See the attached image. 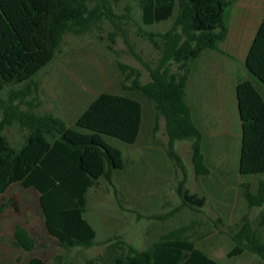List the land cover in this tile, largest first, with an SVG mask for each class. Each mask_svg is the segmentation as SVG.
<instances>
[{
    "label": "trees",
    "instance_id": "trees-1",
    "mask_svg": "<svg viewBox=\"0 0 264 264\" xmlns=\"http://www.w3.org/2000/svg\"><path fill=\"white\" fill-rule=\"evenodd\" d=\"M236 0H136L140 22L153 27L169 23L164 33L144 31V36L160 52L155 68H147L150 81L141 84L140 74L118 64L125 82L118 90L100 93L75 119L73 126L53 115H38L36 106L26 102L37 88L34 79L49 66L60 50L66 33L82 35L102 19L113 25L115 15L108 0H0V195L17 184L37 194V204L45 234L67 252L97 245V232L86 219L87 195L100 179L112 183L114 171L123 170L121 150L105 138L135 145L144 118L151 123V135L165 121L166 155L181 170L174 150L179 141L191 142V163L195 176L209 174L201 152V133L194 125L186 101L190 64L203 52L217 50L227 36L229 9ZM161 40V46L156 41ZM114 43V35L111 36ZM130 53L141 58L127 41ZM176 65L173 72L172 65ZM244 68L248 79L239 81L235 93L242 140L238 172L240 176L264 175V18L249 48ZM6 99H2V96ZM18 102L17 104H14ZM20 105L29 106L21 111ZM27 132L19 151L9 144L3 130L13 124ZM185 177L176 193L182 205L201 208L204 200L185 188ZM241 196L248 209L263 208L259 226L264 227V183L255 193L241 184ZM196 225L161 236L148 250L135 252L119 238L105 240L99 260L108 264H219L195 247L201 238ZM234 243L228 258L244 252L264 262L262 242L247 216L231 229ZM14 245L28 253L36 239L17 226ZM94 264V261H88ZM0 264H6L0 261ZM15 264H46L31 255Z\"/></svg>",
    "mask_w": 264,
    "mask_h": 264
},
{
    "label": "rangeland",
    "instance_id": "rangeland-1",
    "mask_svg": "<svg viewBox=\"0 0 264 264\" xmlns=\"http://www.w3.org/2000/svg\"><path fill=\"white\" fill-rule=\"evenodd\" d=\"M115 15L113 25L102 19L89 32L82 35L66 33L62 37L60 50L53 62L44 68L34 79L37 88L26 99L36 106L32 111L38 115L50 114L62 119L67 126H73L75 119L102 92L118 90L125 82V75L118 64L135 69L139 82L146 84L150 75L144 64L155 68L160 52L144 36V31L164 33L169 23L146 27L140 22L136 0H108ZM233 8L229 9V12ZM114 35V43L111 36ZM126 41L132 45L134 52L141 58L137 60L130 53ZM161 46V40L156 38ZM211 51H206L211 55ZM202 55V56H201ZM198 58L204 59L203 54ZM239 71V65L233 67ZM173 72L176 65H172ZM6 99V96H2ZM15 102L14 104H17ZM21 111H28L29 106L20 105ZM3 115L0 111V121ZM151 123L145 117L143 129L138 142L128 145L119 140L106 137L105 141L121 150L124 160L123 170L114 171L112 183L100 179L96 187L87 195L86 219L97 232L98 244L91 249L77 248L70 251L61 249L57 242L48 237L41 224V215L36 205V197L18 188L8 197L18 205V212L7 206L0 213V220L5 224L25 223L36 239V247L31 253L21 251L20 258L25 260L31 255L43 257L46 264H108L99 260L105 251L103 240L115 236H135L133 242H139L138 231L141 223H150L148 229H157L158 234L187 224L192 219H201L212 230L210 236L200 241L197 247L216 260L219 264H264L255 254L244 252L238 257L228 258L234 243L230 238L231 229L246 214L258 238L264 242V227L259 226V215L263 208L248 209L241 197L239 184L247 183L249 191L255 193L259 183H264V176H240L237 145L233 142V151L223 162L227 167V203L224 209L194 208L181 206L176 193L183 174L173 166L167 155V136L165 121L160 117L158 130L151 135ZM19 124L15 123L3 130V135L16 151L22 147L27 136ZM184 154V153H182ZM184 156V155H183ZM187 173V172H186ZM194 186L190 176L185 177V185ZM147 188L150 193L142 194ZM186 188V187H185ZM6 198H0V205ZM219 221H218V218ZM153 223H157L156 225ZM144 240V245L151 240V234ZM138 244V243H137ZM140 249L139 246L134 245ZM16 255L9 247V242L0 244V258L14 262ZM13 264V263H12Z\"/></svg>",
    "mask_w": 264,
    "mask_h": 264
},
{
    "label": "crops",
    "instance_id": "crops-1",
    "mask_svg": "<svg viewBox=\"0 0 264 264\" xmlns=\"http://www.w3.org/2000/svg\"><path fill=\"white\" fill-rule=\"evenodd\" d=\"M232 8L233 9L229 12L225 41L220 44L217 50L212 51L213 53H211V55H205L208 51L203 52L204 59L197 58L190 64L186 86L187 105L190 109L192 121L201 133V152L209 174L198 178L195 176L191 163V142L179 141L174 145L175 153L181 160L185 177L191 175L194 182L192 188L191 186H185L186 189L190 194L196 195L198 198L204 200L203 206L199 209L189 207L196 209L197 212L198 210L203 211L205 208L221 210L224 209L227 203L226 196L228 188L226 179L228 177V171L223 162L226 161V157H228V151L233 149L234 141L235 145H237V155L240 156L242 140L235 89L239 81L248 79L244 63L257 29L264 18V0H236ZM235 65H239V71L233 68ZM169 161L173 166L181 170V167L177 166L171 160ZM240 185L241 184H239V188L241 190ZM18 188L22 189L19 185L15 184L11 186L5 194L0 195V198H6L0 205V212L7 206H11L14 212H18L19 207L17 203L13 198L8 197L13 191H17ZM22 190L30 193L29 191L32 189ZM148 193L150 192L147 188L143 189L142 194ZM30 194L36 197V205L39 211L36 192ZM181 206L184 205L181 203ZM243 216L247 215L243 214ZM243 216H241V218ZM191 222L196 225L193 231L194 234L201 236L195 244V247L198 248L197 244L210 236L212 232L208 224L201 219H192L185 225L161 234H158L156 228L148 229V226L151 225L150 223H141V228L138 231L139 242L134 243L132 241L137 235L125 236L124 238L115 236L113 239L119 238L125 245L132 247L135 252H142L148 250L152 245L157 243L161 236L183 226H187ZM153 224L156 225L157 223ZM17 226L24 228L30 236L34 237L25 223L15 222L10 227L0 220V244L9 242V247L16 255L14 257V262H7L0 258V261L3 263L15 264L17 261H26L30 257L22 260V258H20L21 251H26L14 245V232ZM148 233L151 234V240L148 241L149 243L147 245H144V240L149 237ZM102 242L100 244H102ZM134 245L139 246L140 249L135 248ZM95 246L96 245L88 249ZM198 249L201 250L200 248ZM202 252L206 254L204 251ZM206 255L210 258L208 254Z\"/></svg>",
    "mask_w": 264,
    "mask_h": 264
}]
</instances>
